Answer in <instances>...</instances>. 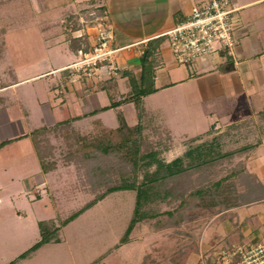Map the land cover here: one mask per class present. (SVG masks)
<instances>
[{"label":"rangeland","instance_id":"1","mask_svg":"<svg viewBox=\"0 0 264 264\" xmlns=\"http://www.w3.org/2000/svg\"><path fill=\"white\" fill-rule=\"evenodd\" d=\"M146 1L96 0L95 4L104 7L105 3L108 4L110 14L115 19H117V13L126 12H124L125 23L113 21L117 38L122 41V37L130 40L136 36L131 34L136 29L131 23V12L127 10L135 11L136 13H133L138 16V8H142ZM163 1L166 0H161V2L167 6V2ZM182 2L187 5L183 8L185 14L181 16H185L194 5L199 4V0H182ZM202 2L206 3L207 0H202ZM255 2L257 3L251 7H239L232 13L234 20L231 26L235 24L234 21L239 16L242 28L247 29L250 23L244 22L242 14L247 10H252L254 13L262 8L257 16L258 21L254 22L256 29L252 28L249 36L240 35L241 40L238 42L243 45V49L246 47V42L243 44V40H251L254 37H259L264 44V13L262 14L264 1ZM85 6L87 4L84 0H0V28H8L5 33L0 32V40L1 38L5 40L0 53V82L31 76L38 71L36 66L46 69L47 65L53 66L58 62L67 63L63 65L66 66L79 58L81 52L69 51L71 47L68 39L64 37L65 42L61 38H63L65 27L68 26L65 19L71 13H79L81 14L80 20H84L81 12ZM105 13L107 15V9ZM101 18L104 19L103 16ZM235 38L237 41L238 36L235 35ZM67 43L69 48L65 47ZM139 46L142 48L143 45ZM234 48L236 49L237 45ZM118 51L119 49L115 52L116 59ZM120 51V54L123 53L129 58L127 59L129 66H132L134 62H139V57L133 54V46L124 47ZM223 53L227 54L226 51ZM168 57L169 60H165V66L158 70L156 78L158 84L167 79L165 76L167 69L182 65L186 66L190 72H195L194 74L198 71L201 73L203 70H199L197 62L210 58L208 54L202 55L189 66L179 62L171 49ZM263 58L261 62L264 64ZM254 61L255 66L261 65L258 57ZM262 66L264 72V65ZM9 67L13 70L10 71ZM249 70L250 75L256 76V72L258 73L255 68L251 67ZM54 74L57 76L60 72ZM54 74L53 72L44 73L42 77L26 80L0 93L11 102H16L6 106L8 110L15 111V121L17 120L21 127L24 124L19 119L20 109L28 111L31 127L46 121L41 120L45 116L39 102L51 103L55 95L54 88L59 79ZM239 74L244 75L243 69ZM247 76H249L248 72ZM93 78L84 77L83 79L88 81ZM68 81L75 84L82 82V79ZM242 85L241 82L233 79L229 89L233 94H210L205 89L198 90L193 97L183 85L176 84L144 95L140 103L142 102L144 109L149 111V116L153 118L152 123L158 126L166 125L174 137H172L173 142L170 147L162 152V156L167 160L171 159L186 148L184 138L204 133L213 125L222 127L214 129L203 138H211L217 132L228 130L224 124L247 114L251 115L252 108L258 106L262 100L264 103V90H260L263 97L255 99V95ZM257 95L262 96L258 93ZM107 101L105 94L100 95V104ZM83 112L80 110L79 102L68 104L66 108L68 116ZM87 115L75 121L76 127L80 130L91 129L95 118L110 127L117 126L122 116L128 124L135 123L138 119L137 107L133 101L124 102L120 107L105 108L98 114L88 112ZM261 120L258 119L257 122L260 126L264 124ZM4 124L0 122V141L7 134L6 130L4 132ZM12 128L18 130L15 126ZM261 138L264 139V132L259 134V130L251 122H247L229 129V132L221 135L220 139L224 141L223 148H232L248 140L258 141ZM30 140L31 138L26 139L21 147L10 146L11 148L0 149V195L3 194L0 203V264H7L40 238L39 221L51 218L55 224H59L62 217L91 197V192L87 190L88 185L83 186L74 164L63 160V153L66 149L63 143L57 145L56 148L58 166L52 174H48L49 177L51 176L48 179L49 186L42 190L38 189L39 186L36 189H31L33 186L26 188L37 181L38 174L43 175L31 143L32 140ZM52 140L56 144L62 141L59 137H54ZM260 143L262 142L258 145ZM252 153L251 151L250 154ZM239 158L245 161L243 156H235L233 162ZM233 162L229 163V166L228 164L222 165L223 168L217 174L209 176L210 180L228 172ZM244 164L246 166L245 162ZM238 178L237 175L225 177L217 188L210 186L211 190L205 188L193 204L194 206L189 208L184 215H177L168 226L157 225L155 221L161 217H147L130 222L134 209V191L131 189L114 191L77 218L66 225H61L58 231L59 241L45 243L31 255L16 259L11 264H87L99 254L109 250L114 244L118 245L111 250L113 255L106 256L107 258L102 259L98 264H104L105 261H108L107 264H198L206 253L205 248L217 244H214L216 241L213 239V230L217 222L225 217L224 215L231 207H236L245 200L241 196L245 187ZM9 193H12V196L8 195ZM178 202V199H171L159 203L158 206L160 210H173ZM163 214L165 215V212L161 213V216ZM229 219L228 221L231 222V218ZM232 220L234 221V218ZM127 229L128 240L120 243V237ZM261 241L264 242V239ZM210 259L213 260V256Z\"/></svg>","mask_w":264,"mask_h":264},{"label":"trees","instance_id":"2","mask_svg":"<svg viewBox=\"0 0 264 264\" xmlns=\"http://www.w3.org/2000/svg\"><path fill=\"white\" fill-rule=\"evenodd\" d=\"M84 2L87 4L81 12L84 20H80L79 13L69 14L65 19L68 26L63 31L71 49L81 53L92 46L87 41L84 42L88 37L86 28L95 26L98 17L101 16L109 21L103 5L95 4L96 0ZM7 29L2 27L0 32L5 33ZM163 36V34L158 35L146 41L140 56L141 64L136 71L119 66L117 75L100 78L97 84V87L106 90L110 101L100 109L133 101L138 111V119L135 123L128 124L122 116L117 126L110 127L95 118L91 129L80 130L76 127L75 121L83 115H65L52 124H42L22 134L30 136L41 168L45 172L57 168L56 148L63 143L66 148L63 160L74 164L81 183L83 186L88 185L87 190L91 192V197L62 217L59 224H55L51 218L39 221L40 238L7 264L28 256L46 242L59 241L58 231L61 225H65L117 190L134 191V209L130 222L147 217H161L155 221L158 226L163 224L168 226L177 215H184L194 206L205 188L210 189L209 186L217 188L225 177L239 176V181L245 187V191L241 193L245 200L254 201L264 198V181L254 171L248 170L241 158L233 162L235 156L252 149L255 143L247 142L232 148H223L224 141L220 138L221 135L229 132V127L228 130L223 131L224 133L217 132L207 139L203 137L213 132V127L204 133L187 137L183 139L186 148L181 153L169 160L162 156V152L173 142L172 134L166 125L158 126L152 123L153 118L148 115L140 101L144 95L159 88L155 85L154 78L159 65L157 50ZM3 44L5 45V40L1 38L0 53ZM225 57L231 59L228 53ZM64 70L68 74L67 69ZM119 76L126 77L129 87L126 92L120 94L116 86V78ZM0 84L2 86L9 83L0 82ZM17 137L2 139L0 147ZM54 137H59L62 141L56 144L52 140ZM232 162L233 165L228 172L210 180L209 176L217 174L223 168L222 165L229 166ZM171 199L179 201L173 210H160L158 204ZM163 212L165 215L161 216ZM127 237L128 229L123 232L119 242H126ZM117 245L115 244L114 247Z\"/></svg>","mask_w":264,"mask_h":264},{"label":"crops","instance_id":"3","mask_svg":"<svg viewBox=\"0 0 264 264\" xmlns=\"http://www.w3.org/2000/svg\"><path fill=\"white\" fill-rule=\"evenodd\" d=\"M230 1L237 7V9L239 7L243 8L244 6L251 7L257 3L255 2L257 0H247V1L230 0ZM263 1L264 0H261V2ZM163 2H167L168 5L167 6L163 5L161 0H147L146 2L143 3L144 5L142 8H138L137 10L138 16L135 14L136 13L135 11L128 9L127 11L131 12L130 13L131 23L135 25V29H136L131 34H134L136 36L135 38L130 39V40H126L125 37H122V41H120L121 39L117 38V35L115 33V25L113 21L116 20L117 23H125L124 16L126 12L123 11L121 14L117 13V16H116L117 19H115L110 14L111 11L108 7V4L104 2L105 9H107V16L109 17V21L111 22L113 26V30H114L113 46L121 47L119 51L117 52V62L119 63L121 68H127V69L131 68L133 69V71H136L141 64L140 56H141L142 49L146 41L149 38L162 35L166 30L170 29L175 24L176 21H178L179 19L183 17L181 15L184 13L183 8L187 5L186 3L182 2V0H166ZM199 4H203L202 0H199ZM261 11H262V8L259 11L257 10L254 11V13H252V10H247L246 13L244 12L242 14L244 22L250 23L249 25L250 29L242 28L240 17L238 16L236 18V20L238 21V26L236 27L234 32H235V35L238 36V39H237V48L234 49L236 53L235 57H232V55H230L231 59H226L225 55L223 54L219 61H216L213 59L212 60L207 59L206 61H198L197 62L198 68H200L199 70H203V72L198 73L199 72L198 71L196 72V74H194L195 72L193 73L190 72L186 66L178 65V66L171 67L170 69H167L165 72L166 74L165 76L167 79L163 81L162 83L158 84L156 83L158 70L165 66V60H169L168 53L170 50V47H169V44L166 38L164 36L163 38L161 37L162 41L157 50V58L159 60V65L156 68V71H155L156 74L154 78L155 85L159 87L156 91L162 88H169L176 84H180V85H183L185 90L189 94L193 95V97H195V94L198 92V90L203 91L205 89L210 94H215V93L216 94H222V93L223 94L225 93L233 94L231 91H229V89L231 88L230 85L233 83V79L234 81L236 79V81L241 82V84H243L242 86H245L250 91L251 94L255 95L254 96L255 99H258V97L262 98L263 94L260 90H264V72L262 68L263 67L262 65L264 64L261 61H262V58L264 57L263 56L264 55V44L259 39V37H254L251 40L246 39L250 35V32H252L251 29L252 28L253 30L256 29L254 22L256 20L258 21L257 16L261 13ZM178 12H180L179 15H176L178 14ZM263 13L264 12H262V14ZM95 31H96V27L94 26L86 28L88 37L84 39V42L87 41L88 44L92 45V42L94 41V37H95ZM243 34L248 35L245 38L246 39L245 41L242 39L243 44L244 42H246L245 49H243L242 47L243 45H241V43L238 42L239 40H241L240 35H243ZM64 37L65 36L63 34V38L61 39L65 40ZM127 44H130V45L127 46L126 48L133 46V52H134L133 54L139 57V62H134L132 66H129L127 64V59L129 58H127V56H125L123 53L120 54L121 52L120 50L124 48ZM140 44L143 45L142 48H140L139 46ZM66 46L68 47V43L67 45H65V47ZM70 50L73 51L72 49L69 48V51ZM256 57H258V60L261 62V65L259 66H255L256 64L254 60H256ZM263 61H264V58H263ZM65 64L67 63L62 64L58 62L57 64L53 66L47 65L46 69H43L40 66H36L38 71L35 72L31 76L19 78V79L16 78L13 81L12 80L4 81L9 84L0 86V93H3L4 90H7L9 88H14L15 86L22 84L26 80L32 79L34 77H39V76L42 77L44 73L53 72L54 74L55 72L59 71L60 75L56 76L54 74L59 79H58V84L54 88L55 95L52 98L51 103L47 101L39 102L44 110V116H45V117H42L41 120L43 119L46 120L40 125L52 124L56 120H59L65 115H67L66 108L68 107V104H73L74 102L80 103V110L84 111L83 113H80L83 115L82 117L88 116L87 115L88 112L89 113L94 112L93 114H96V113L98 114L99 111L103 110V109H100V107L110 102L106 90L101 87H97V84L99 83L100 78H93L88 81L82 79V82L72 84L67 79L66 70L60 69ZM251 67L252 69L255 68V70H258V73L256 72V76L255 75L253 76L252 74L250 75L249 69ZM242 69H243L244 75L241 76L239 72ZM217 71H219V73ZM247 72L249 76H247ZM116 84H117L116 86H117L118 94L126 92L129 88L128 81L125 76L117 77ZM226 90H228L229 92H227ZM257 93L262 96H258ZM103 94L106 95L108 101L100 104L99 102L100 95H103ZM91 95H93V98H91ZM7 100L8 99L5 98L4 95L0 94V102H1L0 103V122L5 123L4 132L5 130L7 131V134H5L4 138L2 139L10 138V137H17V136L19 137L15 138L10 143H7L4 146L0 147V149L4 147L11 148L10 146H13V147L20 146L21 147L23 143H25L26 139L28 138L30 139L29 135H22V134L28 133L32 128L39 126L37 125V126L31 127V125L29 124L28 111L20 109L19 119H21V121H23V124H24V126L21 127V125H19V122L17 120L15 121V118H14L15 117L14 115H16L15 111L8 110V107L6 106L8 104H15L16 102H11V100H8V101ZM121 105H118V106L120 107ZM251 110H252L251 115L247 114L246 116L239 117L232 122L224 124V126H227L230 129H232L237 126H241L243 123L251 122L253 126L257 128V130H259V134L263 133L264 129H262V127L264 124H262V126L257 124L258 119L260 120L263 119V121L261 120V123L264 122L263 100L261 101V103L260 102L258 103V106H256L255 108H252ZM146 112L148 113L149 111H146ZM75 115H79V114H75ZM255 117H257L258 119ZM14 126L17 127L18 130H15L14 128H12ZM221 127L222 126L213 125L214 129H221ZM172 137H173V134H172ZM250 142L255 143L254 147L246 152H243L242 155H240V157L242 156L244 157L246 168L248 170L254 171L264 181V139L261 138L258 141L248 140V143ZM259 142H262V143L258 145ZM251 151L253 152L252 154H250ZM35 155H36V152H35ZM36 158L41 168L40 161L37 155H36ZM53 171L54 170L45 172L42 170L43 175L38 174L37 181L29 185V187H26V188H31V186H33L31 189H36V187L39 186L38 189L42 190L44 187H48L49 186L48 179H50L51 177V176L49 177L48 174H52ZM8 195L12 196V193H9ZM2 196L3 194L0 195V203L2 202ZM19 216L23 217L21 215ZM224 216L225 217L222 218L220 222H217L218 224L216 225V227H214V230H213L214 232L213 239L216 241L214 244L217 243L218 245L216 244L215 246H210L209 248H205L206 253L209 252L213 248L221 246L222 244H231L234 242H244L246 244H251V243L259 242L264 239V198L259 199V200L256 199L254 201L244 200L243 203L237 205L236 207H231V209L228 210ZM229 218H231V222L228 221L230 220ZM233 218H234V221L232 220ZM44 244H42L41 246H43ZM114 245L109 250L104 251L103 253L99 254L97 257H95L92 261L88 262L87 264H98L99 261H101L104 258H107L106 256L109 255L110 257L111 255H113L112 253L113 251L111 250L115 248ZM107 262L108 261H105L104 264H107Z\"/></svg>","mask_w":264,"mask_h":264},{"label":"built area","instance_id":"4","mask_svg":"<svg viewBox=\"0 0 264 264\" xmlns=\"http://www.w3.org/2000/svg\"><path fill=\"white\" fill-rule=\"evenodd\" d=\"M235 10L237 7L230 0H207L194 5L189 13L163 33L177 60L191 66L202 55L208 54L209 59L219 61L223 51H226L235 57L237 41L234 30L238 21L235 20L231 26ZM94 27L95 39L89 50L62 67L68 71V80L106 78L118 73L115 52L121 47L113 46L111 22L100 17ZM212 256L213 260L210 259ZM198 264H264V242L222 244L205 253Z\"/></svg>","mask_w":264,"mask_h":264}]
</instances>
